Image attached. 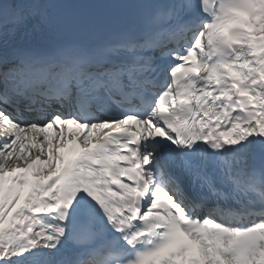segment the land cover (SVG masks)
I'll return each instance as SVG.
<instances>
[{
	"label": "snow or ice",
	"instance_id": "obj_1",
	"mask_svg": "<svg viewBox=\"0 0 264 264\" xmlns=\"http://www.w3.org/2000/svg\"><path fill=\"white\" fill-rule=\"evenodd\" d=\"M0 264H264V0H0Z\"/></svg>",
	"mask_w": 264,
	"mask_h": 264
}]
</instances>
